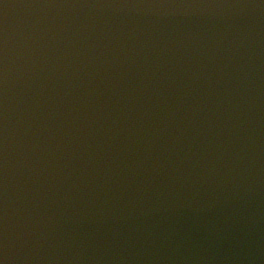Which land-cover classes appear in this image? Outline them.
Masks as SVG:
<instances>
[{
  "label": "water",
  "instance_id": "95a60500",
  "mask_svg": "<svg viewBox=\"0 0 264 264\" xmlns=\"http://www.w3.org/2000/svg\"><path fill=\"white\" fill-rule=\"evenodd\" d=\"M3 264H264V0H0Z\"/></svg>",
  "mask_w": 264,
  "mask_h": 264
},
{
  "label": "snow or ice",
  "instance_id": "6c2138e0",
  "mask_svg": "<svg viewBox=\"0 0 264 264\" xmlns=\"http://www.w3.org/2000/svg\"><path fill=\"white\" fill-rule=\"evenodd\" d=\"M0 264H3V262H2V261H0Z\"/></svg>",
  "mask_w": 264,
  "mask_h": 264
}]
</instances>
